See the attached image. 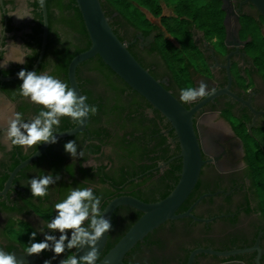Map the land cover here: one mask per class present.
<instances>
[{"label": "flooded vegetation", "instance_id": "1", "mask_svg": "<svg viewBox=\"0 0 264 264\" xmlns=\"http://www.w3.org/2000/svg\"><path fill=\"white\" fill-rule=\"evenodd\" d=\"M74 1L44 0L47 38L34 70L68 84V65L64 70L62 64L66 56L86 47L82 32L71 26L76 16ZM241 2L231 0L228 16L223 11L222 42L191 27L189 49L184 52L186 84L164 60L167 43L181 47L162 22V18L173 16L161 10L155 17L147 8L137 6L150 23L137 27L107 10L119 38L178 100L180 89L198 87L201 82L209 92L183 104L198 107L193 120L204 161L195 187L177 211H190L191 216L168 220L153 230L125 254V264H188L198 249L235 254L198 252L191 264H264V59L259 56V48L255 50L257 44H251V32L241 24L245 16L259 21L260 13L251 3ZM43 34L44 14L39 0H0V249L17 257L26 256L30 233L51 219L53 205L70 189L92 187L101 197L103 211L119 196L144 202L162 199L177 183L181 170L179 144L164 116L117 75L109 74L106 68L97 69L99 60L94 57L76 69V80L88 98L87 104L97 107V112L88 116L85 130L58 138V143L48 145L12 176L17 166L41 146L27 150L12 146L5 132L14 112L29 119L38 111L18 94L21 81L17 73L21 69L31 71L37 64ZM77 125L62 118L55 133ZM69 140L76 142L82 155L71 158L64 152L63 145ZM48 173L61 178L49 186L46 197L33 198L29 178ZM140 216L129 206L114 211L112 228L96 264ZM36 239L43 237L38 234ZM74 250H66L51 264H62ZM33 256L47 261L53 254L46 250Z\"/></svg>", "mask_w": 264, "mask_h": 264}, {"label": "water", "instance_id": "2", "mask_svg": "<svg viewBox=\"0 0 264 264\" xmlns=\"http://www.w3.org/2000/svg\"><path fill=\"white\" fill-rule=\"evenodd\" d=\"M221 1V9L225 12L226 16H228L230 14L228 8L231 6V0ZM248 2L251 3L264 18V0H243L241 4ZM75 4L82 17L90 45L86 50L75 55L69 62L67 69L69 86L76 89L78 94L83 95L76 80V69L82 62L98 56L115 75L133 91L143 97L152 108L164 116L173 129L179 144L178 157L181 160L179 178L173 189L164 198L155 202H144L131 196H119L109 201L102 211L110 221L112 214L120 206H129L141 213V216L97 263L125 264L123 262L125 254L137 243L143 241L153 230L168 220H176L191 216L190 211L184 213H177V211L195 187L204 164L202 150L193 120L194 113L198 107H185L173 93L165 87L163 81L156 79L149 70L143 67L133 56L128 49V44L123 42L115 34L114 29L110 25L109 17L106 16L102 8L101 0H75ZM43 14L44 34L42 50L37 64L31 71L36 69L42 58L47 38V17L44 4ZM235 17L237 18V15ZM226 44H228V42H226ZM87 121L88 117L85 118L84 123L78 124L72 129L55 133V135L58 138L75 135L85 130ZM47 146L48 144L41 145L29 159L17 166L12 176L22 166L37 158L45 151ZM107 235L108 233L98 242V253L104 249L107 242ZM86 251V248L75 249L70 258H79V256L83 255ZM198 252L213 253L219 256L235 254V252L219 253L209 249H198L190 256L188 264L192 263L194 255ZM17 259L30 264H45V261L34 256H19Z\"/></svg>", "mask_w": 264, "mask_h": 264}, {"label": "clouds", "instance_id": "3", "mask_svg": "<svg viewBox=\"0 0 264 264\" xmlns=\"http://www.w3.org/2000/svg\"><path fill=\"white\" fill-rule=\"evenodd\" d=\"M41 6L44 0H39ZM21 81L18 94L29 103L37 106L38 111L29 119L23 113L14 112L10 117L5 138L12 146L25 150L35 145H54L58 143L55 135L62 118H69L76 124H82L90 114L97 112L95 105L87 104V97L78 94L65 81L47 73H37L21 69L17 73ZM207 85L201 82L198 87L188 86L180 89L179 101L182 104L195 102L207 96ZM64 152L71 158L82 155L78 153L75 141H66ZM60 176L51 173L38 174L28 180V189L33 198H43L49 193V186L56 184ZM54 215L47 223L29 235V245L24 250L27 256L39 255L50 251L53 256L45 261L60 256L66 250L86 248L79 258H65L62 264H96L98 259L97 244L112 228L110 219L102 213L101 197L92 187H74L66 196L53 205ZM43 239L37 240V235ZM0 264H22L15 253L0 249Z\"/></svg>", "mask_w": 264, "mask_h": 264}, {"label": "trees", "instance_id": "4", "mask_svg": "<svg viewBox=\"0 0 264 264\" xmlns=\"http://www.w3.org/2000/svg\"><path fill=\"white\" fill-rule=\"evenodd\" d=\"M167 1L171 2L174 5V11L176 16L164 17L162 18V22L165 23L164 25H166L169 34L179 42L178 44H180L181 47L176 46L172 43L170 44L167 43L168 46L164 48L165 49L164 60L171 68V72L175 73L178 76L180 74V81L186 84L188 82V79L185 78L187 77L185 71L187 70L188 66H187V62L185 63V61L187 60V56L184 54V52H188L189 49L188 41L190 40L191 27L201 29L208 36L217 37L218 40L222 42L225 34L224 25L222 23L224 12L220 8L221 0H167ZM101 5L107 17H108L107 10L110 9V13L111 12L117 13L118 16H121V18L132 22L137 27L150 25L148 20L138 10L137 6L147 8L155 17L161 15V7L157 3V0H101ZM75 9H76V16L72 19L71 26H73L75 29L78 28L82 32L83 40L84 43H86V47L80 49L78 52H76L73 55L66 56L65 61L62 64L64 70H66L69 61L74 55L86 50L90 45L88 34L85 30L84 23L77 6H75ZM241 24L245 31L251 32L250 35L254 40V42L252 41L251 44L252 45L254 43L257 44L255 46V50L259 48V56L260 58L264 59V51H262L264 48V35L261 34V28H264V18L260 15V20L256 21L253 20L252 17L250 16H245ZM110 25L113 28L111 22ZM114 32L117 35L115 29ZM128 49L132 53L131 49L130 48ZM96 57L99 60V63L95 64V67L97 69L101 71L102 68L104 69L106 68L109 71V74L118 78L111 71V69L102 62V60L98 56ZM183 63L184 65L181 66ZM259 65H261V62H259ZM263 68H264V64L262 65L261 69ZM262 74H264V72H262ZM262 192H263L262 194H264V189H262ZM165 196H163L162 198H164ZM109 247H112V245H109Z\"/></svg>", "mask_w": 264, "mask_h": 264}, {"label": "rangeland", "instance_id": "5", "mask_svg": "<svg viewBox=\"0 0 264 264\" xmlns=\"http://www.w3.org/2000/svg\"><path fill=\"white\" fill-rule=\"evenodd\" d=\"M161 4V10L163 14L175 16L174 5L167 0H158ZM21 9V7H19ZM116 155V154H115ZM118 156V155H117Z\"/></svg>", "mask_w": 264, "mask_h": 264}]
</instances>
